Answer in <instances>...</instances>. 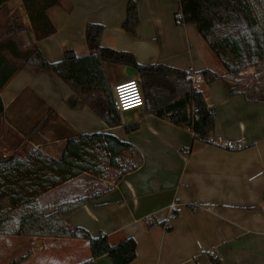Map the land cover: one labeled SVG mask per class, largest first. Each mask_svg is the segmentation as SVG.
I'll list each match as a JSON object with an SVG mask.
<instances>
[{"label": "crops", "instance_id": "obj_1", "mask_svg": "<svg viewBox=\"0 0 264 264\" xmlns=\"http://www.w3.org/2000/svg\"><path fill=\"white\" fill-rule=\"evenodd\" d=\"M136 2L140 15L136 35L122 26L128 0H58L46 10L56 30L42 38L34 31L22 0H10L4 8L20 14L19 29L13 32L19 45L38 46L51 62L62 60L71 49L78 56L93 53L85 27L95 22L104 26L103 46L133 53L140 64H163L200 74L203 80L194 85L217 114L207 140L196 139L191 129L175 124L167 114H157L150 103L132 117L120 114L122 122H117L107 96L127 74V66L109 63L104 64L107 79L98 83L101 88L81 94L55 72L20 66L0 89L4 104L0 127L5 129V139L17 148L25 143L16 145L8 129L24 133L33 148L56 159L68 139L83 134L106 132L135 146L141 165L128 169L138 163L139 156L127 150L132 163L122 178L65 218L67 225L83 227L92 236L107 234L111 244L133 237L137 256L131 264H216L211 249L220 259L217 264H264V102L230 95L234 81H205L204 68L221 75L226 70L194 24H177L178 0ZM0 33L1 37L6 31ZM34 119L37 124L31 123ZM135 123L138 130L126 129ZM217 135L243 137L247 145L231 151L208 142ZM44 196L39 198L41 205H46L41 203ZM74 199L75 195H69L58 203ZM173 201L181 203L183 210L168 220ZM20 238L30 250L16 264H78L91 257L87 239ZM95 263L110 264L111 259L104 255Z\"/></svg>", "mask_w": 264, "mask_h": 264}, {"label": "trees", "instance_id": "obj_2", "mask_svg": "<svg viewBox=\"0 0 264 264\" xmlns=\"http://www.w3.org/2000/svg\"><path fill=\"white\" fill-rule=\"evenodd\" d=\"M10 0H0V9ZM36 34L42 38L55 32L46 10L57 4L58 0H22ZM175 11L177 24H194L197 31L226 74L204 68L201 70L208 83L219 80L235 81L236 85L228 90L230 95L242 94L251 102H264V82L241 83L238 78L249 67L261 70L264 64V0H178ZM140 24V15L136 0H128L123 28L136 35ZM104 26L88 22L85 27L86 42L93 53L78 56L74 50H67L60 61H49L36 45H19L13 32L0 37V89L22 65L35 69L55 72L75 92L99 89L98 83L107 79L105 63L132 66L137 69L138 78L146 103L153 105L157 114H167L177 125L187 127L194 137L207 140L215 128L217 114L214 107L208 106L203 92L193 84L188 72L163 64H140L133 53L117 51L101 44ZM15 32V31H14ZM107 83V88L108 87ZM108 106L117 122L121 115L114 106L112 90L107 96ZM4 113V104L0 95V116ZM37 126L34 130H37ZM128 128L136 131L139 123ZM127 150H134L139 161L129 167L134 170L141 165V154L128 142L119 140L106 132L79 135L78 139H68L60 159L45 156L47 167L59 173V179L48 185L41 180L43 192L66 182L81 172L102 174L98 151L104 152L113 166H119V156ZM5 158L0 153V167ZM3 169V168H2ZM127 169V170H128ZM126 171L121 170L116 181ZM46 180V179H45ZM108 190V189H107ZM106 191V190H105ZM104 191L85 195L74 200L58 204L41 205L37 199H28L27 204L12 215H0V234L10 233L19 236H50L55 238H81L89 240L91 257L78 264H96L95 260L107 255L110 264H131L136 258L137 243L133 237L111 244L107 234L97 236L83 227H72L65 223V218L91 200L100 197ZM169 229V228H168ZM212 257V256H211ZM219 263L217 257H212ZM17 263L14 261L12 264Z\"/></svg>", "mask_w": 264, "mask_h": 264}, {"label": "rangeland", "instance_id": "obj_3", "mask_svg": "<svg viewBox=\"0 0 264 264\" xmlns=\"http://www.w3.org/2000/svg\"><path fill=\"white\" fill-rule=\"evenodd\" d=\"M7 10L8 8L0 9V23H4L3 28H0V30L6 31V33L14 32L16 28L17 30L19 29L18 26L21 22L20 14L17 11L8 13ZM213 57L217 61L214 55ZM122 73L123 69L119 68L118 74L122 75ZM134 78L138 79L135 75L129 76L126 74L122 75V78L118 81ZM238 81L241 83L264 82V64L263 68L257 71L253 67L247 68L242 72ZM139 110L140 108H137L127 111L124 114L128 117H132L134 113ZM2 121L3 116L0 117V122ZM31 123L37 124L38 120L34 119ZM8 130H10L11 134L14 136V143L16 145L20 143L25 144H20L17 148L12 146L11 142L5 139V129L0 127V153L5 158V163L0 167V215H12L14 212L21 210L28 203V199H35L37 197L36 200L39 201V198L43 194L45 196L42 198L41 203L50 205L49 203H58L59 199L62 197H69V195H75L76 198H78L85 195L100 193L110 188L116 181L120 171L124 170L132 163L129 160L130 154L124 152L122 157L119 158V166H113L110 164L104 152L98 151L99 165H101L103 169L102 174L96 175L91 172H81L79 175L68 179L67 181L70 183L64 188L53 192V189L58 187L56 186L43 192L41 180L45 178L46 180L44 179L43 182L46 181L45 183L48 186L52 184L53 181L59 179V173L56 172L55 169L47 167L48 162L44 160L46 155L44 156V154L36 152L38 149L33 148V145L26 141L27 136H25L24 133L20 134V132L13 129ZM65 144H67V142ZM5 145L8 146V149H5L3 152L2 147ZM60 158L61 157H58V159ZM132 159H136L135 155H133ZM29 250L28 242L22 240L20 236L10 233L0 234V264H12L13 261L18 262L19 260L17 259L20 257L21 259L24 258L23 255L27 256Z\"/></svg>", "mask_w": 264, "mask_h": 264}, {"label": "built area", "instance_id": "obj_4", "mask_svg": "<svg viewBox=\"0 0 264 264\" xmlns=\"http://www.w3.org/2000/svg\"><path fill=\"white\" fill-rule=\"evenodd\" d=\"M191 79L193 84H197L203 80V77L195 73L191 75ZM112 94L114 106L120 114L145 106V98L138 79H126L116 82L113 85ZM208 142L231 151L241 150L247 145L243 137L228 138L222 135H217ZM168 210L167 218L168 220H173L182 212L183 205L173 201L168 206ZM209 254L212 257H217V252L214 249H211Z\"/></svg>", "mask_w": 264, "mask_h": 264}, {"label": "water", "instance_id": "obj_5", "mask_svg": "<svg viewBox=\"0 0 264 264\" xmlns=\"http://www.w3.org/2000/svg\"><path fill=\"white\" fill-rule=\"evenodd\" d=\"M126 72H127V75H129V76H134L138 73L137 69L132 67V66H127Z\"/></svg>", "mask_w": 264, "mask_h": 264}]
</instances>
